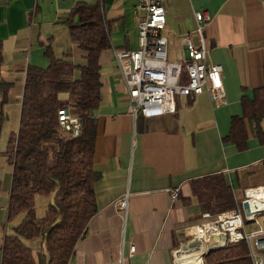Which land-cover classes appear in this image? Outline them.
I'll return each instance as SVG.
<instances>
[{
    "label": "crops",
    "instance_id": "0c3cea01",
    "mask_svg": "<svg viewBox=\"0 0 264 264\" xmlns=\"http://www.w3.org/2000/svg\"><path fill=\"white\" fill-rule=\"evenodd\" d=\"M78 1L96 0H0V81L12 83L7 102L13 98L20 108L25 70L29 65L47 67L46 49L56 58L69 52L73 63L84 62L64 21ZM138 3L104 0L110 47L98 58L101 99L94 111L92 156L99 174L94 183L97 213L68 264H174L172 252L190 238L184 229L203 213L191 180L223 173L236 199H244L246 189L264 186V145L250 133L242 151L222 140L231 118L241 115L240 97H251L263 83L264 0H164L166 57L169 45L177 50L170 62L187 58L184 37L196 26L194 11L208 14L206 61L222 65L226 104L214 106L205 92L176 95L175 113L142 117L137 128L113 50L137 48ZM192 40L197 43L194 35ZM126 193L127 206L120 211L117 201ZM8 232L12 227H4L0 247ZM26 243L34 254L44 250L42 238Z\"/></svg>",
    "mask_w": 264,
    "mask_h": 264
},
{
    "label": "trees",
    "instance_id": "16d2710c",
    "mask_svg": "<svg viewBox=\"0 0 264 264\" xmlns=\"http://www.w3.org/2000/svg\"><path fill=\"white\" fill-rule=\"evenodd\" d=\"M64 21L69 41L82 52L84 62L73 63L69 52L56 58L46 49L47 67L29 65L25 70L17 129L4 152L11 165L7 219L16 215L21 219L3 237L0 264H68L97 213L94 183L99 174L92 166V156L94 111L101 99L98 58L102 50L110 47L104 0L76 2ZM2 61L0 41V67ZM11 87L12 83L0 81V132ZM60 93L66 94L65 103ZM240 104L241 115L231 118L229 132L222 140L242 151L250 133L264 145V66L262 85L252 90L251 97L242 95ZM60 108L71 109L78 118L76 136L60 133ZM141 118H136L137 128ZM261 164L264 169V158ZM190 188L202 212L212 215L240 209L243 200L235 198L223 173L195 178ZM37 196L52 197L42 217L36 215ZM38 238L43 239L44 250L34 254L26 242ZM203 263L252 264L244 240L206 253Z\"/></svg>",
    "mask_w": 264,
    "mask_h": 264
},
{
    "label": "built area",
    "instance_id": "2783aa9c",
    "mask_svg": "<svg viewBox=\"0 0 264 264\" xmlns=\"http://www.w3.org/2000/svg\"><path fill=\"white\" fill-rule=\"evenodd\" d=\"M164 0H139L137 13L138 46L134 50L115 49L113 58L126 89L129 110L134 119L173 114L176 95L196 96L207 93L216 107L226 104L222 82V65L206 61L207 42L204 34L210 18L205 11H194L196 26L184 37L187 58L167 60V39L163 35L166 24ZM192 35L197 39L195 44ZM58 128L64 136H76L79 120L68 108L57 111ZM175 193L172 194V197ZM128 194L117 201L120 211L126 209ZM253 229L245 230L241 209L215 215L203 212L200 221L184 229L187 237L203 238L211 232L226 233L225 244L244 240L252 264H264V224L256 222ZM135 247L129 248V255Z\"/></svg>",
    "mask_w": 264,
    "mask_h": 264
},
{
    "label": "rangeland",
    "instance_id": "374dc122",
    "mask_svg": "<svg viewBox=\"0 0 264 264\" xmlns=\"http://www.w3.org/2000/svg\"><path fill=\"white\" fill-rule=\"evenodd\" d=\"M79 50L78 48H76ZM80 54L82 52L79 50ZM177 52V50H176ZM171 45L168 48V61L175 59L173 54L176 53ZM176 60V59H175ZM59 98L62 103L66 101V94L60 93ZM6 118L2 124L1 132H0V237L3 234L4 227L8 231L10 227H14L19 223V219H21V215H16L8 220L6 223V198H7V187L9 186L11 179V165L7 161V156L5 155V150L7 146V142L9 140L10 135L16 131L19 119V106L15 99L11 98L4 105ZM70 111H72L70 109ZM236 194L242 195L241 190H237ZM52 202L51 196H37L35 199V210L36 215L38 217H42L45 213L46 206L48 203ZM257 224H264V213L257 216L256 219ZM5 225V226H4ZM254 223L245 224V230L253 229ZM9 233V232H8Z\"/></svg>",
    "mask_w": 264,
    "mask_h": 264
},
{
    "label": "water",
    "instance_id": "95a60500",
    "mask_svg": "<svg viewBox=\"0 0 264 264\" xmlns=\"http://www.w3.org/2000/svg\"><path fill=\"white\" fill-rule=\"evenodd\" d=\"M264 186L249 188L244 191V199L240 208L245 223H251L256 214L264 213ZM226 233L211 232L200 238L192 236L182 242L179 247L172 252L174 264H202L203 256L214 250L226 246Z\"/></svg>",
    "mask_w": 264,
    "mask_h": 264
},
{
    "label": "bare ground",
    "instance_id": "6f19581e",
    "mask_svg": "<svg viewBox=\"0 0 264 264\" xmlns=\"http://www.w3.org/2000/svg\"><path fill=\"white\" fill-rule=\"evenodd\" d=\"M262 204L264 205V202Z\"/></svg>",
    "mask_w": 264,
    "mask_h": 264
}]
</instances>
